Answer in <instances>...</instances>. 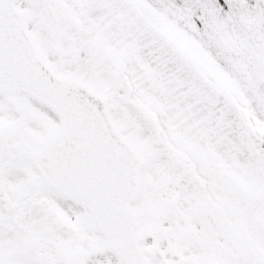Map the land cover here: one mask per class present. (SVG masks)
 <instances>
[{
  "label": "snow or ice",
  "instance_id": "6c2138e0",
  "mask_svg": "<svg viewBox=\"0 0 264 264\" xmlns=\"http://www.w3.org/2000/svg\"><path fill=\"white\" fill-rule=\"evenodd\" d=\"M0 264H264V0H0Z\"/></svg>",
  "mask_w": 264,
  "mask_h": 264
}]
</instances>
